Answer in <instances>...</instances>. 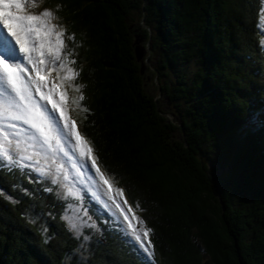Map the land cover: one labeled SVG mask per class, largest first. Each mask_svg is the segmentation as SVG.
Returning <instances> with one entry per match:
<instances>
[{
  "label": "trees",
  "instance_id": "16d2710c",
  "mask_svg": "<svg viewBox=\"0 0 264 264\" xmlns=\"http://www.w3.org/2000/svg\"><path fill=\"white\" fill-rule=\"evenodd\" d=\"M248 1L47 0L64 18L73 14V47L89 83L84 134L142 213L154 252L140 253L100 206L90 218L98 232L82 212L87 228L75 226L66 214L77 195L12 154L11 162L0 157L8 163L0 167V264H264L263 0ZM138 15L159 32L140 29L160 50L156 73L175 75L162 89L178 120L147 91L130 22ZM28 140L54 146L51 137ZM113 140L134 178L118 166Z\"/></svg>",
  "mask_w": 264,
  "mask_h": 264
},
{
  "label": "rangeland",
  "instance_id": "374dc122",
  "mask_svg": "<svg viewBox=\"0 0 264 264\" xmlns=\"http://www.w3.org/2000/svg\"><path fill=\"white\" fill-rule=\"evenodd\" d=\"M242 2L244 4L251 3L248 0H242ZM23 3L26 4V8H24L25 11L23 10V12L20 13L21 15H36L41 17L39 21L33 22L32 28L37 25L44 27L40 41L42 45L43 42L46 43V53L48 51L47 49H49V59L50 62L54 63L55 70L58 71L59 76H57V81L60 86L57 88L53 77H49L46 80H40L37 76L33 75V73L29 71L30 66L35 64L33 62L27 67L18 68V76L20 74L18 82L13 81V83H11L7 73H0V157L7 159L13 154L14 156L17 155L16 158L22 165L37 166L39 169L37 172L39 175L43 174V179L49 174L50 180L56 185V188H63L80 196L79 201L84 207L86 205L84 201H82L81 195L84 187L88 184L91 199H95L97 202L102 203L110 212V215L114 217L115 221H119L117 224L121 228V232L128 238V241L140 249L142 251L140 253L151 258L154 252L151 247L152 245L148 248H144L141 244V241H144L145 243L149 241L148 236L144 237V232L147 230L146 224L143 222L142 213L136 207L135 209L130 206L132 211L130 210L127 205V202H130L119 188L118 182L115 181L114 185V181L112 180L114 179V176L111 173V176L109 175L111 179H109L112 183L107 182L103 178L99 168L96 166V163L105 166L98 152L96 151L102 162L98 159L96 152H94L90 153L94 162L91 159L89 160L88 165L85 164L82 158L77 161V156L73 153L74 150H79L75 140L79 135L75 134V127L78 124L80 127L81 125L82 127L86 125L89 110L88 105L86 104V106H84L83 104V99L85 100L86 90L89 87V83L82 77V72L80 71L81 68L77 63L76 53H78V51L73 47L74 37L72 29L75 25L73 14L68 13L67 18H64L59 14L58 10V8L62 9V7H51L47 3V0H23ZM44 11H48L50 15L44 17L42 15ZM139 16L140 15L135 18V21L130 20V22L131 29H134L136 57L137 55H140V59L145 61L144 63L142 62V64L144 65L143 73L145 76L147 91L154 95L160 108L166 112V115H168L171 120H178L177 114L171 109L173 102L162 89V84L167 83L166 79H169V84H174L175 81L172 78H174L175 75L172 71L165 76H159V74L156 73V58L158 57L157 53H159L160 50L158 48H152V42L142 36L143 34L140 33V29L144 26L150 31V35L153 37L155 36L156 39V35L159 36V32L155 28L153 30L152 26L149 27L147 25L145 16ZM244 28L245 37L249 34L248 22L245 23ZM238 29L239 28H236V30ZM136 40H139V42H136ZM137 47L140 48V52L142 53L137 54ZM147 55L148 59H146ZM157 64H159V62ZM43 65L45 64L43 63ZM33 69H35V66H33ZM163 69L165 72L169 68ZM0 70L4 71L3 69ZM55 70L53 66L50 65L48 72L52 73ZM223 70L224 69H222V71ZM93 82H95V80H93ZM92 88V92L96 95V92L99 89H97L94 83H92ZM53 90H58L56 92L58 99H61V95L65 99L68 97L66 100L67 102H55V99L51 97ZM96 96L99 99L100 96ZM49 97L51 99H48ZM72 98L74 99L73 102ZM69 100L72 102V107L70 108L71 114L76 113V117L71 120H68L65 109V104H68ZM53 104H55V108H53ZM47 108L55 120H51L46 124L42 123L43 131H41L40 128L34 126L30 113L39 110V113L42 114V119H44ZM260 112H264V106H262V109L258 113ZM258 113H256V117H258ZM46 120L48 121L50 119L47 118ZM99 120L100 124H97V126H101V128L104 127L105 120H107L106 117L100 115ZM251 120V124L256 122L255 119ZM52 124H54V133H59V137L57 141H55L52 138L54 133H52V142L49 141L48 145L55 143L57 146L55 149V145L53 146V149H51L26 142L29 136L27 132H31L35 135V141L44 140L46 137H49L46 134V130L47 127ZM97 126H95V128ZM100 138L103 139V137ZM114 143H117V141L113 140L111 143L112 146L109 143L110 149L115 148L116 150L122 151L118 156L119 158L116 156L117 160L123 161V163H120L118 166H120L128 176L134 178V171L130 168V164H128L127 161H124L127 157V153L124 152L123 147L120 148L119 145H115ZM84 144H87L86 141ZM104 145H106V142H104ZM69 157H72L75 161L68 159ZM64 161H67L68 166L63 164ZM94 205L98 204H90V207H93ZM89 210L90 208L87 206L83 210L82 214L85 218H83L82 221L87 223L89 226L88 228L98 232V228H96L97 225L95 224L96 221L90 219L91 213ZM73 213L74 212H72V214ZM77 214L72 216V218L75 217L78 221L75 226L84 230L87 228V225L80 220ZM137 214L139 216L138 220L134 219ZM65 221L70 226V219ZM74 231L76 233L77 229L75 228ZM137 236H140L141 240H137ZM89 238L90 234H87V239H85V241H88ZM78 252L82 253L83 256L87 255L84 247L80 246Z\"/></svg>",
  "mask_w": 264,
  "mask_h": 264
},
{
  "label": "snow or ice",
  "instance_id": "6c2138e0",
  "mask_svg": "<svg viewBox=\"0 0 264 264\" xmlns=\"http://www.w3.org/2000/svg\"><path fill=\"white\" fill-rule=\"evenodd\" d=\"M23 10H24L23 0H0V21H2V29L3 30L7 29V32H5L6 36L10 37L11 39L13 37L15 38V45L21 44V49H18L19 53L21 50L27 51V49L24 48L23 43L21 42L19 32L22 31L39 32V28L33 29L32 24L33 22L39 21L41 19L40 16H36V15H21L20 13L23 12ZM42 15L44 17H47L50 15V13L48 11H44ZM25 22H27V24H25ZM2 48H3V44L0 43V49ZM7 55H8L7 52L0 50V66H2L4 72L8 73L9 77H11L12 73H14L16 69L12 67L11 63H6V61H8ZM20 62H23V57ZM40 79L43 80L44 77H40ZM61 98H63L62 95ZM48 99L51 98L49 97ZM53 108H55V104H53ZM30 116L34 122V126L40 128V130L43 131L42 114L39 113V111L37 110L34 113H30ZM77 139H79V136H77ZM9 162H11V157H9ZM0 167L6 168L8 167V163L0 164ZM8 198L11 199V197ZM150 231H151L150 229L145 231L144 237H147ZM84 239H87V236H85ZM136 239L141 240V237L137 236ZM141 244L144 248H148L151 245V241L149 240L146 243L144 241H141Z\"/></svg>",
  "mask_w": 264,
  "mask_h": 264
},
{
  "label": "bare ground",
  "instance_id": "6f19581e",
  "mask_svg": "<svg viewBox=\"0 0 264 264\" xmlns=\"http://www.w3.org/2000/svg\"><path fill=\"white\" fill-rule=\"evenodd\" d=\"M24 8H26V6H24ZM25 11V10H24ZM44 20V19H43ZM46 22V21H45ZM23 34H24V32L22 31V32H19V35H20V37L21 36H23ZM9 42H10V44H11V46H12V48H13V50L16 52V51H18V45L16 44L15 45V38L13 37L12 39L9 37ZM33 43L34 44H36L37 46H36V48L35 49H33V50H31V52H30V58H29V62L31 63L32 62V60H39V58H40V55L41 54H43V53H46V48H47V46H46V43H44L43 42V45L41 44V41L38 39V38H36V36H34V41H33ZM43 46H46V47H43ZM48 50V49H47ZM20 56H22V54H20ZM7 57H8V55H7ZM23 60H24V57H23ZM9 61H10V63L12 64L13 62L9 59ZM24 61H26V60H24ZM29 62H25L24 64H22L21 66H19L18 68H22V67H27V66H29L30 65V63ZM42 62V61H41ZM44 63V62H43ZM33 66H35V65H31L30 67H33ZM44 66V65H43ZM4 71H1L0 70V73H3ZM18 73V72H17ZM6 74V73H5ZM7 76V75H6Z\"/></svg>",
  "mask_w": 264,
  "mask_h": 264
},
{
  "label": "water",
  "instance_id": "95a60500",
  "mask_svg": "<svg viewBox=\"0 0 264 264\" xmlns=\"http://www.w3.org/2000/svg\"><path fill=\"white\" fill-rule=\"evenodd\" d=\"M136 42H139V40H136ZM137 51H138L137 54L142 53V52H140V48L139 47H137ZM137 58L140 59V55H137ZM146 59H148V55H147ZM140 61L143 62V63L145 62V61H143V59H140ZM157 63H158V61H157V58H156V65H157ZM141 66H142V71H144V65L142 64ZM155 69L157 70L156 67H155ZM182 127H183V125H182Z\"/></svg>",
  "mask_w": 264,
  "mask_h": 264
}]
</instances>
